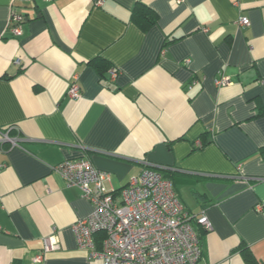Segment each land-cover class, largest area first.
<instances>
[{
    "label": "crops",
    "instance_id": "obj_1",
    "mask_svg": "<svg viewBox=\"0 0 264 264\" xmlns=\"http://www.w3.org/2000/svg\"><path fill=\"white\" fill-rule=\"evenodd\" d=\"M98 1L0 0V264H100L73 231L93 204L55 169L81 156L117 194L169 168L185 208L212 222L195 223L197 264H250L242 247L264 264V0ZM139 3L158 15L147 30L132 19ZM12 126L17 145L1 140ZM49 236L60 248L44 252Z\"/></svg>",
    "mask_w": 264,
    "mask_h": 264
},
{
    "label": "built area",
    "instance_id": "obj_2",
    "mask_svg": "<svg viewBox=\"0 0 264 264\" xmlns=\"http://www.w3.org/2000/svg\"><path fill=\"white\" fill-rule=\"evenodd\" d=\"M15 1L27 3L31 0ZM101 3L99 0L98 4ZM25 20L23 12L12 10L10 31L14 36L23 33ZM239 22L249 25L250 19L242 16ZM207 30L205 27L204 31ZM117 75L116 69L111 70L112 78ZM75 78L68 95L77 99L81 97V86ZM229 82L228 77L216 80L218 85ZM13 128L2 131L1 140L17 145L19 137L9 134ZM55 169L68 185L78 186L93 204L91 215L73 226L76 241L80 248L88 251L90 261L97 260L100 264H197L202 248L194 221L205 230L212 229V222L206 210L191 213L185 208L172 179L164 176L158 167L144 168L117 195L107 188L109 173L97 169L86 156L65 159ZM98 232L105 233L101 246L95 237ZM58 248L60 243L54 236L44 239V252ZM44 252L36 254L34 261H41Z\"/></svg>",
    "mask_w": 264,
    "mask_h": 264
},
{
    "label": "trees",
    "instance_id": "obj_3",
    "mask_svg": "<svg viewBox=\"0 0 264 264\" xmlns=\"http://www.w3.org/2000/svg\"><path fill=\"white\" fill-rule=\"evenodd\" d=\"M132 19L143 30H147L153 24H155L157 22L158 15L150 7L143 5L142 3H139L138 5H136V7H134V9L132 11ZM91 62L98 68V70H100V72L102 74H104V72L107 70L108 63H107L106 59L94 58V59H92ZM201 138H202V145L200 147L207 145L211 141V138L209 137V135L207 133L203 134L201 136ZM159 169H160V171H162L164 176L171 178L173 183H175V180H174L175 174L173 171H171L169 168H159ZM117 193H118L117 191L113 192L114 195H117ZM191 213H194V212H191ZM193 220H195V218ZM195 223L196 222L194 221V225H195ZM197 225H199V224H197ZM199 227L202 228L200 225H199ZM196 229H197V227H196ZM95 237H96V241L98 243V246H101V243L105 237V233L104 232H98ZM242 252H243V256H244L245 260L248 263L258 264V261L256 260L254 254L250 251V249H248L246 247H244V248L242 247Z\"/></svg>",
    "mask_w": 264,
    "mask_h": 264
}]
</instances>
